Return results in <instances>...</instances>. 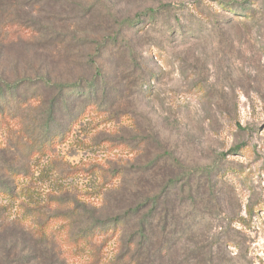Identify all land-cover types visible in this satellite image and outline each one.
I'll return each instance as SVG.
<instances>
[{
    "label": "rangeland",
    "instance_id": "374dc122",
    "mask_svg": "<svg viewBox=\"0 0 264 264\" xmlns=\"http://www.w3.org/2000/svg\"><path fill=\"white\" fill-rule=\"evenodd\" d=\"M252 1L1 0L0 79L17 87L0 98L1 261L264 264V0ZM20 91L37 98L15 105ZM94 97L102 112L77 117ZM42 99L74 106L47 115L64 134L51 144ZM93 224L105 230L81 234Z\"/></svg>",
    "mask_w": 264,
    "mask_h": 264
},
{
    "label": "trees",
    "instance_id": "16d2710c",
    "mask_svg": "<svg viewBox=\"0 0 264 264\" xmlns=\"http://www.w3.org/2000/svg\"><path fill=\"white\" fill-rule=\"evenodd\" d=\"M252 2H253V5H256V0H253ZM2 4L3 3L0 0V6ZM251 6L247 5V6H245L244 9L245 10L246 9H251ZM149 15L152 16V14H149ZM14 87L11 84H8V82H4V80L0 79V98L2 97V95L15 93V91L17 90V87L16 88H14ZM66 87H68L69 90H70V91H68V93L71 92L73 94V92H76L77 90H79V91L83 92V93H81V95H84V94H87L88 95V91H87L88 89H87L86 86H84L85 88L84 87L79 88L78 85L76 86V84L69 83L68 85H66ZM23 93H24V90H23ZM23 93H22V91H20V94H17V96H16V98L14 100L15 105H18L19 103H21V104L24 105L26 101H28V100L29 101H32L33 99H36L37 98V97H35L33 95H29V96H26L25 97L23 95ZM72 94L70 96H72ZM62 96L63 97L66 96L65 93H64V95L62 94ZM60 100H62V99H59L58 101H55L54 99L53 100H50V101H48L47 99H42L40 101V103H39V109H40V112H41V115H42V121H41V123L44 126V129L43 130L45 131V134H44V136L42 137V140H41L42 143L51 144L54 141H56L58 139H62L64 137V134L62 132L58 133L55 130L52 131V132H50L49 129H48V128H50V125H49V121H48L49 119L47 118V115L49 113H52L54 111V108L56 106L55 103H58V108L62 112H65V115L67 117H71V118L74 117V115H73L74 113H72L74 106H69L70 104L68 105L66 103L67 102V99L62 100V102ZM4 105L5 104H3L1 102V100H0V106H1V108L3 107L1 109V111H0V119H3L4 115L8 114V112H9L8 110H6L4 108ZM74 111L77 114L76 116L79 117L80 119L86 117L88 114L93 113V111L94 112H102L101 111L100 103L96 100V97H94L92 99H89V100L86 99L85 101L83 100L82 101V105L80 107L77 106L76 110H74ZM242 146H243V144L239 145L238 147L242 149L243 148ZM218 173H221L222 174L221 169H220V171H218ZM7 194H9V191H6V190L3 191L1 189V187H0V196H7ZM132 210L133 209H131L130 211H132ZM144 216H141L139 218V220H140L139 221V224H138L139 225L138 226L139 227V231L142 230V228L144 227L145 224H148L149 221H147L148 219H145V218L146 217L147 218L150 217L151 216V212L150 211L149 212L146 211V213L144 214ZM142 222H145V223H142ZM118 223H120V221ZM113 227L114 226L112 225V228ZM101 230H105V228L103 226H98L96 224H93L90 227H87L86 229H84L83 231H81V234L85 236L87 234L99 233ZM118 258H120V255L118 256ZM6 262H7L6 260H3V261L0 260V264H5Z\"/></svg>",
    "mask_w": 264,
    "mask_h": 264
}]
</instances>
